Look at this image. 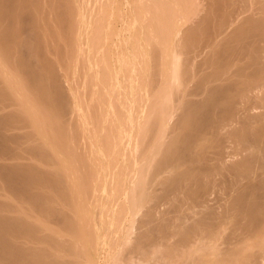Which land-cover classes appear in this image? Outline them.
I'll return each instance as SVG.
<instances>
[{"label":"bare ground","instance_id":"6f19581e","mask_svg":"<svg viewBox=\"0 0 264 264\" xmlns=\"http://www.w3.org/2000/svg\"><path fill=\"white\" fill-rule=\"evenodd\" d=\"M136 226L161 264H264V0H0V264Z\"/></svg>","mask_w":264,"mask_h":264},{"label":"rangeland","instance_id":"374dc122","mask_svg":"<svg viewBox=\"0 0 264 264\" xmlns=\"http://www.w3.org/2000/svg\"><path fill=\"white\" fill-rule=\"evenodd\" d=\"M72 68H73V67H72ZM70 70H71V69H70ZM71 71L73 72V70H71ZM74 71H75V70H74ZM74 73H75V72H74ZM74 73H71L72 76L70 75V77H71V78H70V84H68V86H70L71 83L74 82L73 77L76 78V77L74 76ZM75 75H76V73H75ZM72 79H73V80H72ZM71 81H73V82H71ZM67 83H68V82H67ZM232 145H233V144H232ZM234 146H235V148L237 147V145H235V143H234ZM231 149H233L234 152H233V151H228L227 154L230 152V154L233 153V155H234L235 150L238 151L237 148L234 149V148H232V146H230L227 150H231ZM208 150H209V149H208ZM245 152H247V154H244V151H243V154H242V151H241V153L238 152V154H236V155L239 156L238 159H239V158H240V160H241V159H244V158H241V157H242V156H246V155H248V151H245ZM236 153H237V152H236ZM239 153H240V154H239ZM230 154H228V155H230ZM241 154H242V155H241ZM236 155H235L236 158H233V159H236V161H235V160L233 161L232 158H231L232 155H230V156L228 157V158H229L228 162H230V163H232V164H234L233 162H235V163L239 162V160L237 159V156H236ZM240 155H241V157H240ZM233 157H234V156H233ZM230 160H231L232 162H231ZM230 163H228L227 166H226V165H225V166L228 167V165H230ZM184 167H185V166H184ZM222 168H223V167H222ZM222 168L220 169L221 172H223V171H222V170H223ZM224 168H225V167H224ZM220 170H219V172H220ZM219 172H217V174H218ZM217 174L215 175V177L218 176V178H220V177L222 176L220 173H219V174H220V177H219V174H218V175H217ZM218 178H217V180H218ZM184 184L186 185V183H184ZM184 184H183V185H184ZM15 198H16V197L13 198V199H14V202H15V200H17L16 202L20 203V201H18L19 198H16V199H15ZM12 202H13V200H12ZM18 203H17L16 205H18ZM14 204H15V203H14ZM144 205H147V204H144ZM170 205H171V204H170ZM170 205H169V207H166V206H168V204H167L166 206H165V205H164V206H165V208H168V210H170V209H169V208H171ZM164 206H160V207H162V208H160V209H159V208L156 209V212H155V213H157V215H156L157 218H158V216H161V215H162V216L159 217L158 219L155 217V218H156L155 221L157 222V220H158V225L160 224L159 221H161V223H164V222H166V221L170 222L169 220H173V221H174V220H175L174 218H175V216H176V214H177V213L175 214V211H172L171 214H173V212H174V216L172 217V215H169L168 217H172V218H169V219H168V217L164 214V213L167 212L168 210H166L165 208H163ZM177 207H178V206H177ZM142 208H145V206H142ZM142 208H141V209H142ZM174 208L176 209V206H174ZM174 208H173V210H175ZM145 209H147V207H146ZM161 209H163V210H161ZM164 209H165L166 211H164ZM143 210H144V209L140 210V213H139L140 215H138L140 218H138V219H141V218H142V217H141V216H142L141 214H145V213H146V211L144 212ZM158 210L161 211V212H159ZM141 211H142V212H141ZM176 211L178 212V210H176ZM159 213H160V214L163 213V214L160 215ZM138 216H137V217H138ZM143 216H144V215H143ZM165 216H166V218L164 219ZM162 217H163V219H161ZM164 220H165V221H164ZM163 221H164V222H163ZM136 224H137V223H136ZM166 224H167V222H166ZM166 224H165V225H166ZM165 225H164V227L162 226V224L159 225L161 228H157V231H159L158 229H161V230H160L161 232L165 231V230H166ZM159 226H158V227H159ZM137 228H138V230H137ZM174 228H175V229H174ZM164 229H165V230H164ZM167 229L170 230L169 228H167ZM176 229H177L176 227H173V228L170 230L171 233H172L173 238L175 239V240L172 239V240H174V241H172V242H175V241L181 236V235H180V236H177V235H179V234H175V235L177 236V238H176V236L174 237V234H173V233H175L176 231L174 232L173 230H176ZM133 230H134L133 233H132L133 235H132V237L129 239L130 241L132 240L131 243L134 241L132 238H135V241H134V242H136V239L138 238L137 235L140 234V232H139V227H138V226L134 227ZM136 230H137L139 233H138V232L136 233ZM155 230H156V229H155ZM157 231H156V232H153V230H152L153 234L156 233V235H154V236H155V239L157 238V237H156L157 235H158V237H159V233H160V232L158 233ZM177 231H178V230H177ZM131 232H132V231H131ZM131 232H130V234H131ZM178 232H179V231H178ZM135 233H136V235H135ZM101 234H103V235H101ZM101 234L99 235V236H101V237H100V242H101V243H99L98 248H96V249H97L96 254H97V253H98V254L101 253V255H98V256H97V262H98V264H100L101 262H102L101 264H114V263H115V264H117V263H118V264H128V263H129V264H142V262H143L144 264H145V263H146V264H155V263H156V264H159V263L161 264L162 262H160L161 260L159 259L160 256H161V255L164 256V257L166 256V253H165V252H166L167 249L165 248V252H164V250H161V252H160V249H163V248H161V247L158 248V246L163 245L162 242H161V240H162L163 243H164V239H163V235H162V233H161V235H160V236L162 237V239L160 240V242H158V241L156 240V243H155L156 245H157V242L160 243V244H158L157 246H155L156 248H158L157 250H159V251H157V252L155 251V249H156L155 247H154L155 249H154V248L152 249V246H153V245H150V246H147V247L144 246V248H142V247H143V245H142V247H141V248H142V249H141L142 252H141V251H138V250L136 251V249L134 250V248H135V246H136V243H138V242H136V243L133 242V243H134V246H132L133 244H131V243L128 242V241H127V242H126V241H125V242H122V244H121V242L119 241V243L117 242V245H116V242L114 243V241L116 240V239H115L116 237H115L114 235H113L114 238H112L113 236H111V234H109V233H107V234H108L107 236H106L105 232H104V233H101ZM134 235H135V237H133ZM102 236H103V237H102ZM136 236H137V237H136ZM107 237H108V239H107ZM102 238H103V239H102ZM111 238H112V239H111ZM141 238H142V237H141ZM147 238H149V237L144 236L143 239H142V241L149 242L150 240L154 239V238L151 237L152 239L150 238V240H149V239L147 240ZM93 239H95V238H92V240H93ZM109 239H110V240H109ZM157 239H158V238H157ZM159 239H160V237H159ZM104 240H106V241H104ZM93 241H94V240H93ZM112 241H113L114 244L111 243ZM137 241H138V239H137ZM105 242L107 243L106 245L104 244ZM109 242H110L113 246H112L111 244L108 245ZM90 243H91V242H90ZM123 243H124V244L126 243V244H125L126 246H125ZM127 243H128L129 246L131 245L130 248H129V246L127 245ZM120 244L123 245V246H121ZM91 245H92V244H89V243H88L87 246H88L89 249L94 247L93 245H92V246H91ZM115 245H116V246H115ZM107 246H108V247H107ZM110 246H111V247H110ZM120 246H121V247H120ZM122 247H127V248H126L125 250H123ZM131 247H134V248H132L133 250H131ZM139 247H140V246H139ZM139 247L137 246L138 249H139ZM150 247H151V248H150ZM164 247H165V245H164ZM111 248H112L113 250H115V252H114L113 250H111ZM145 248H147V249H145ZM149 248L152 249V250H149ZM93 249L96 251L95 248H93ZM93 249H91V250H92V253L94 252ZM120 249H122V250H120ZM127 249H128L129 251H128ZM98 250H99V252H98ZM110 250H111V251H110ZM139 250H140V249H139ZM143 250H145V251H144L145 254H143ZM146 250H147V251H150V252H147ZM120 251H121L122 253H120ZM123 251H124V252H123ZM127 251H128V252H127ZM130 251L132 252V254H131ZM151 251H152V253H154V251H155V253H156L158 256H157L155 253L153 254V255H154V256H153L152 253H151ZM162 251H163L165 254H163ZM109 252H110V253H109ZM139 252H140L142 255H141ZM167 252H168V250H167ZM186 252H187V251H186ZM137 253H138V254H137ZM148 253H149V254H148ZM158 253H160V255H159ZM190 253H191V252H190ZM115 254H116V255H115ZM150 254H151V256H149ZM188 254H189V253H188ZM121 255H122V256H121ZM140 255H141L142 257H140ZM167 255H168V253H167ZM106 256H107V257H106ZM132 256H133V257H132ZM147 256H148V258L150 259L149 261H151V262L148 261V258L146 259ZM152 256H153V257H152ZM111 257H112V258H111ZM116 257H117V258H116ZM124 257H125V258H124ZM131 257H132V258H131ZM143 257H145V259H144ZM151 257H152V258H151ZM158 257H159V258H158ZM164 257H162V258L168 260V257H167V258H164ZM173 257H174V258H179V259H180V257H177V254H176V256L173 255ZM173 257H172V258H173ZM196 257H197V256H196ZM199 257H200V256H199ZM199 257H198V258H199ZM203 257H205V256H202V259L204 260ZM79 258H80V257H79ZM103 258L105 259V261H107V260H108V261L105 262ZM108 258H109V259H108ZM115 258H116V259H115ZM137 258H138V259H137ZM156 258H157V259H156ZM162 258H161V259H162ZM174 258H173V259H174ZM198 258H197V259H198ZM200 258H201V257H200ZM200 258H199L198 260H200ZM205 258H206V257H205ZM118 259H119V260H118ZM122 259H123V260H122ZM132 259H133V260H132ZM181 259H182V258H181ZM206 259H207V258H206ZM77 260H79V259H77ZM102 260H103L104 262H103ZM115 260H116V262H115ZM117 260H118V261H117ZM145 260H147V262H145ZM167 260H166V261L164 260V262H166V264H167ZM198 260H196V262H195L194 260H193V261L190 260L192 263L190 262L189 264H193V262L196 263V264H198V263H199ZM203 260H202V262H203ZM138 261H142V262L140 263V262H138ZM155 261H157V262H159V263H157V262H155ZM168 261H169V260H168ZM172 261H173V260H172ZM172 261H171V262H172ZM176 261H178V260H176ZM181 261H182V260H181ZM204 261L206 262L207 260H204ZM97 262H96V264H97ZM132 262H134V263H132ZM197 262H198V263H197ZM177 263H179V262H176V263L174 262V264H177ZM163 264H164V263H163ZM168 264H169V262H168ZM170 264H171V263H170ZM172 264H173V263H172ZM185 264H187V263H185ZM200 264H203V263H201V261H200ZM205 264H207V263H205ZM209 264H210V263H209Z\"/></svg>","mask_w":264,"mask_h":264}]
</instances>
